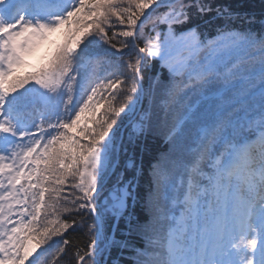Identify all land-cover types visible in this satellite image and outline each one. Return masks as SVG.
I'll use <instances>...</instances> for the list:
<instances>
[{
    "label": "snow or ice",
    "instance_id": "obj_1",
    "mask_svg": "<svg viewBox=\"0 0 264 264\" xmlns=\"http://www.w3.org/2000/svg\"><path fill=\"white\" fill-rule=\"evenodd\" d=\"M255 24L215 0H0V264H264Z\"/></svg>",
    "mask_w": 264,
    "mask_h": 264
},
{
    "label": "trees",
    "instance_id": "obj_2",
    "mask_svg": "<svg viewBox=\"0 0 264 264\" xmlns=\"http://www.w3.org/2000/svg\"><path fill=\"white\" fill-rule=\"evenodd\" d=\"M215 2L221 3V4H227L235 12L247 13L250 16H254L257 20V24L251 26L254 29H259L260 27L259 21L261 19H264V0H215ZM234 26H239L242 28L249 27V25L240 24L239 22L237 25H234ZM147 34L148 33L146 32L145 35ZM59 40L57 41V43L59 42ZM133 55L134 53H128L125 56H123L121 59L127 60L130 58V56H133ZM156 67L158 68V65H156ZM147 76H148V73L145 72V77ZM165 150H166V146L163 143V141L157 142L155 140L150 139L148 146H147V151L144 153L145 162L147 163L149 159L162 154ZM91 222H92L91 220L87 221V223H91ZM117 236L119 238V233H117ZM69 238L72 240L73 244L78 245L80 248H84L85 250H86L87 244L91 242V237L88 234L86 226L83 229L70 233ZM73 251L74 249H69V253L64 257L63 260L60 261V264H65V262L69 260L74 261V257L72 255ZM117 255H118V249L113 248L112 258L117 257ZM120 264H130V261L121 260Z\"/></svg>",
    "mask_w": 264,
    "mask_h": 264
},
{
    "label": "bare ground",
    "instance_id": "obj_3",
    "mask_svg": "<svg viewBox=\"0 0 264 264\" xmlns=\"http://www.w3.org/2000/svg\"><path fill=\"white\" fill-rule=\"evenodd\" d=\"M43 48L44 49H37V51L29 59V63L37 64L46 57V54L50 51V47L47 44H44Z\"/></svg>",
    "mask_w": 264,
    "mask_h": 264
},
{
    "label": "rangeland",
    "instance_id": "obj_4",
    "mask_svg": "<svg viewBox=\"0 0 264 264\" xmlns=\"http://www.w3.org/2000/svg\"><path fill=\"white\" fill-rule=\"evenodd\" d=\"M60 37H61V34L59 33V32H57V33H54L51 37H50V42L49 43H45V44H47L49 47H50V51H48V53L46 54V57L51 53V51L53 50V48L55 47V44H56V41L58 40V39H60ZM39 49H44L43 48V45L39 48ZM45 57V58H46ZM31 58V56L29 57V59ZM43 61V60H42ZM41 61V62H42ZM41 62H39V63H37V64H32V63H29L30 65H32V66H36V65H38V64H40Z\"/></svg>",
    "mask_w": 264,
    "mask_h": 264
}]
</instances>
